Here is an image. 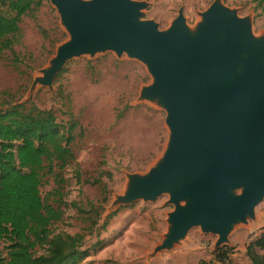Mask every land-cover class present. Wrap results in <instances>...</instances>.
Returning a JSON list of instances; mask_svg holds the SVG:
<instances>
[{"label":"water","instance_id":"water-1","mask_svg":"<svg viewBox=\"0 0 264 264\" xmlns=\"http://www.w3.org/2000/svg\"><path fill=\"white\" fill-rule=\"evenodd\" d=\"M47 1L68 38L30 93L51 88L70 60L106 52L142 63L151 76L137 101L165 111L168 140L146 173L127 175L111 208L168 195V230L152 255L194 227L217 236L215 247L229 245L236 227L254 234L264 201V35L254 34L252 18L214 0L194 26L179 9L161 30L142 19L146 1Z\"/></svg>","mask_w":264,"mask_h":264},{"label":"rangeland","instance_id":"rangeland-1","mask_svg":"<svg viewBox=\"0 0 264 264\" xmlns=\"http://www.w3.org/2000/svg\"><path fill=\"white\" fill-rule=\"evenodd\" d=\"M135 1L150 4L142 19L155 21L161 30L176 18L179 9L187 24L194 26L199 21L198 13L214 2ZM221 2L235 9L239 17L250 16L254 34L264 35L263 1ZM20 29L12 51L0 53V98L7 92L14 103L33 102L42 110L53 111L62 124L70 120L76 123L71 144L73 162L61 173L59 186L51 176H45L40 192L44 197L60 188L63 220L53 225L56 233L85 235L82 250L87 255L78 264H247L238 247L251 237L242 226L232 231L229 245L215 247L217 236L194 227L171 250L152 255L168 230L167 215L173 211L167 204L168 195L153 202L139 200L111 208L114 196L125 191L127 175L146 173L162 155L168 140L165 111L137 101L140 89L152 82L145 66L125 55L119 59L111 52L81 56L67 62L51 88L37 87L30 93L34 77L68 37L56 9L47 0L22 17ZM5 245L0 242L4 253ZM221 248L232 249L224 263L215 256Z\"/></svg>","mask_w":264,"mask_h":264},{"label":"trees","instance_id":"trees-1","mask_svg":"<svg viewBox=\"0 0 264 264\" xmlns=\"http://www.w3.org/2000/svg\"><path fill=\"white\" fill-rule=\"evenodd\" d=\"M41 3L0 0V53L12 51L21 35L22 17ZM1 95L0 242L6 245L5 253L0 249V264H78L87 255L82 250L85 235L56 233L53 225L63 220L60 188L44 197L40 192L45 176L59 186L61 173L73 162L76 123L62 124L51 110H42L33 102L14 103L7 92ZM257 249L264 250V231L247 244L245 253L251 264H264ZM231 252V248L217 250V261L226 262Z\"/></svg>","mask_w":264,"mask_h":264},{"label":"crops","instance_id":"crops-1","mask_svg":"<svg viewBox=\"0 0 264 264\" xmlns=\"http://www.w3.org/2000/svg\"><path fill=\"white\" fill-rule=\"evenodd\" d=\"M261 204V203H260ZM260 204L259 206L257 207V210H256V217H257V221H256V232L254 234H250V237L247 241L244 243V245L242 247H238V251H240V256H244L245 257V260H246V263L247 264H251L249 262V260L246 258L245 256V253H246V246L247 244L252 240L254 239L255 237H257L259 234H261L263 231H264V204L262 207H260ZM245 235V234H244ZM245 238H248V232L245 236ZM256 253L260 256H263L264 257V250H259L257 249L256 250Z\"/></svg>","mask_w":264,"mask_h":264}]
</instances>
